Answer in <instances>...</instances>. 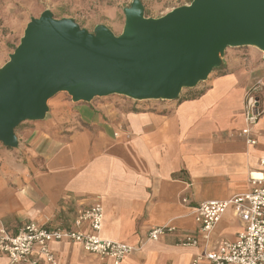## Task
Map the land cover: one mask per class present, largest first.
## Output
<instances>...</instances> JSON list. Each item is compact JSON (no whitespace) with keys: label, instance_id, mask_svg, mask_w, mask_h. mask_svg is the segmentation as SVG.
I'll list each match as a JSON object with an SVG mask.
<instances>
[{"label":"crops","instance_id":"crops-1","mask_svg":"<svg viewBox=\"0 0 264 264\" xmlns=\"http://www.w3.org/2000/svg\"><path fill=\"white\" fill-rule=\"evenodd\" d=\"M258 79L264 80V61L240 55L174 100L55 102L42 122L16 130L31 139L26 163L0 160V223L11 233L30 220L71 228L77 212L98 201L100 235L135 247L119 264H190L203 241L181 246L177 238L196 231L197 204L247 192L250 172L264 158V115L254 127L255 145L239 134L245 90ZM228 217L238 224L228 228ZM164 225L176 230L147 238ZM242 229L229 207L210 249ZM51 248L56 264H111L76 243L55 241Z\"/></svg>","mask_w":264,"mask_h":264},{"label":"water","instance_id":"water-1","mask_svg":"<svg viewBox=\"0 0 264 264\" xmlns=\"http://www.w3.org/2000/svg\"><path fill=\"white\" fill-rule=\"evenodd\" d=\"M123 13L119 34L105 25L88 31L48 9L29 19L0 67V143L17 146L15 128L44 119L58 92L73 102L111 94L174 100L206 80L228 46H255L264 56V0H191L156 18L132 0Z\"/></svg>","mask_w":264,"mask_h":264},{"label":"built area","instance_id":"built-area-1","mask_svg":"<svg viewBox=\"0 0 264 264\" xmlns=\"http://www.w3.org/2000/svg\"><path fill=\"white\" fill-rule=\"evenodd\" d=\"M264 115V80L252 82L245 90L243 100V126L239 134L248 145H255L254 127ZM258 169L250 172V189L226 200H208L194 209L195 232L181 234L177 244L198 247L190 264H264V158L258 161ZM241 218L243 229L235 239L221 240L215 249H210L212 233L229 207ZM103 207L98 201L77 212L73 227L46 226L34 220L24 223L15 233L0 223V256L7 264H56L51 248L55 241L78 244L81 249L99 259H108L119 264L135 247L100 235ZM174 226H157L148 231L147 238L157 240L166 233L175 231Z\"/></svg>","mask_w":264,"mask_h":264},{"label":"rangeland","instance_id":"rangeland-1","mask_svg":"<svg viewBox=\"0 0 264 264\" xmlns=\"http://www.w3.org/2000/svg\"><path fill=\"white\" fill-rule=\"evenodd\" d=\"M132 0H0V67L8 60L9 55L18 45L24 28L31 17H38L46 9L50 10L54 17H71L82 28L93 31L97 25L107 26L114 34H119L124 25L123 8L128 7ZM144 6V15L146 17H159L174 7L188 4L190 0H141ZM240 55L248 57L256 56L257 59L264 61L263 53L260 49L251 45L228 46L225 48L222 56V64L214 68L215 71H221L226 62L231 58H237ZM212 70V71H213ZM211 73V72H210ZM202 82V81H201ZM199 82V83H201ZM198 83V84H199ZM183 88L182 90H185ZM68 101L70 104H85L96 101L112 102L119 104H138L147 100H135L124 95L111 94L107 96L94 97L90 102H73L66 92H58L48 100V112L46 116L52 113L55 102ZM154 100V99H148ZM155 101H170L158 99ZM23 121L15 128L19 131L22 127H35L42 122ZM72 120L70 121L71 125ZM68 124L57 128L58 132H64ZM69 125V126H70ZM17 136V135H16ZM18 144L15 147H6L0 143V160L10 162L15 158L19 163H26L27 159V141L31 139L18 138ZM227 215V214H226ZM223 224L228 228L236 226L237 220L226 218ZM229 233V232H227ZM226 232L224 231V235ZM226 236V235H225Z\"/></svg>","mask_w":264,"mask_h":264},{"label":"bare ground","instance_id":"bare-ground-1","mask_svg":"<svg viewBox=\"0 0 264 264\" xmlns=\"http://www.w3.org/2000/svg\"><path fill=\"white\" fill-rule=\"evenodd\" d=\"M252 174H253L254 176H259V174L255 173L254 171H253Z\"/></svg>","mask_w":264,"mask_h":264},{"label":"trees","instance_id":"trees-1","mask_svg":"<svg viewBox=\"0 0 264 264\" xmlns=\"http://www.w3.org/2000/svg\"><path fill=\"white\" fill-rule=\"evenodd\" d=\"M191 1V0H190Z\"/></svg>","mask_w":264,"mask_h":264}]
</instances>
